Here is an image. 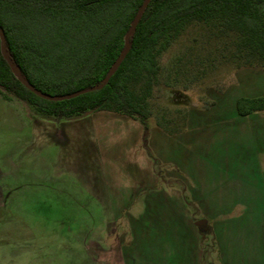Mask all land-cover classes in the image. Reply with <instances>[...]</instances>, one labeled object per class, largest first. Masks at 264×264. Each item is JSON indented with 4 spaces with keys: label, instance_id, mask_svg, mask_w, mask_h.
Masks as SVG:
<instances>
[{
    "label": "rangeland",
    "instance_id": "1",
    "mask_svg": "<svg viewBox=\"0 0 264 264\" xmlns=\"http://www.w3.org/2000/svg\"><path fill=\"white\" fill-rule=\"evenodd\" d=\"M230 41L189 27L160 58L145 126L105 112L35 116L2 91L0 264L193 259L209 239L195 227L209 214L201 202L237 189L243 149L263 145L264 110L240 116L236 102L264 99V67L238 66Z\"/></svg>",
    "mask_w": 264,
    "mask_h": 264
},
{
    "label": "trees",
    "instance_id": "2",
    "mask_svg": "<svg viewBox=\"0 0 264 264\" xmlns=\"http://www.w3.org/2000/svg\"><path fill=\"white\" fill-rule=\"evenodd\" d=\"M143 0H0V93L11 94L40 117L73 119L97 112L146 125L149 100L160 85V58L191 26L230 39L238 66L264 67V0H151L130 36V49L101 89L52 102L102 82L124 47ZM237 113L264 110V99H239Z\"/></svg>",
    "mask_w": 264,
    "mask_h": 264
},
{
    "label": "crops",
    "instance_id": "3",
    "mask_svg": "<svg viewBox=\"0 0 264 264\" xmlns=\"http://www.w3.org/2000/svg\"><path fill=\"white\" fill-rule=\"evenodd\" d=\"M13 102L21 104L24 109L28 107L19 100L11 103ZM33 114L36 116L35 113ZM110 114L113 115V113ZM93 115L94 113L86 116ZM118 118L126 117L114 114L106 119L116 120ZM262 137L263 140L260 141L263 142V145H260L259 142L257 148L250 146L242 151L241 169L243 174L242 178L237 181L238 190L234 186H229L230 190L225 198H205L206 200L201 202L208 206L209 214L201 218L195 227H198L196 229L199 236L204 233L209 239H205V237H202V240L197 239L196 254L193 259L186 257L185 264H217L214 261L218 255L215 252L216 248L219 249V255L222 254L220 255L221 264H264V132ZM255 138H259V136H255ZM152 189H154L153 186ZM150 193L146 196L147 202L152 204L159 202L160 198L153 197L156 192L152 190ZM194 195L204 198L195 193ZM148 196H152L154 199L149 200ZM160 196L161 194L158 195V197ZM214 206L227 207L225 213L216 215ZM206 240L212 245L205 253L203 245L207 244Z\"/></svg>",
    "mask_w": 264,
    "mask_h": 264
},
{
    "label": "water",
    "instance_id": "4",
    "mask_svg": "<svg viewBox=\"0 0 264 264\" xmlns=\"http://www.w3.org/2000/svg\"><path fill=\"white\" fill-rule=\"evenodd\" d=\"M151 0H143L141 6L139 7L135 17L133 18L129 29L127 31V33L124 36V47L121 50L118 58L115 60V62L112 64L111 68L109 69V71L107 72L106 76L104 77V79L102 80V82L98 85H95L91 88L85 89V90H80V91H76L72 94H68V95H63V96H59V97H53V96H49V95H45L40 93L39 91H36L31 85L25 83V81L23 80L22 76L20 74H16V67L9 61V57L7 54L4 55V58L6 60V62L8 63L11 71L13 74L16 75L17 80L23 84L26 85L28 87V89L32 92H35L36 94H38L40 97L52 101V102H61V101H65V100H70L73 98H76L80 95H83L85 93H90L96 90L101 89L104 85L107 84V82L109 81L110 77L116 72V70L118 69L119 65L121 64L122 60L124 59V57L126 56V54L128 53L129 49H130V36L133 35L135 28L141 18V16L143 15L147 5L150 3ZM0 41L1 44L4 45L5 44V38L3 35L2 30L0 29Z\"/></svg>",
    "mask_w": 264,
    "mask_h": 264
}]
</instances>
